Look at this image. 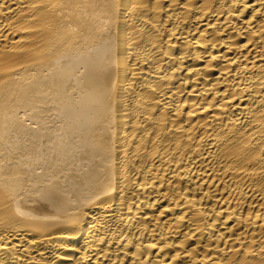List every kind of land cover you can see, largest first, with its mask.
Masks as SVG:
<instances>
[{
    "label": "bare ground",
    "instance_id": "1",
    "mask_svg": "<svg viewBox=\"0 0 264 264\" xmlns=\"http://www.w3.org/2000/svg\"><path fill=\"white\" fill-rule=\"evenodd\" d=\"M0 264H264V0H0Z\"/></svg>",
    "mask_w": 264,
    "mask_h": 264
}]
</instances>
